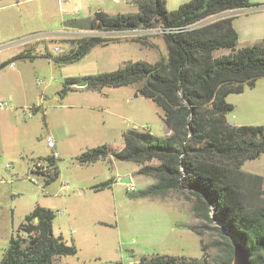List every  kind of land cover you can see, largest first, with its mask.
<instances>
[{
  "label": "rangeland",
  "instance_id": "1",
  "mask_svg": "<svg viewBox=\"0 0 264 264\" xmlns=\"http://www.w3.org/2000/svg\"><path fill=\"white\" fill-rule=\"evenodd\" d=\"M98 1L95 5L92 0H22L7 7L14 0H0V62L11 59L18 49L28 54L23 60L11 59L15 67L4 72L0 69V75L8 73L15 77V70L23 66L22 84L26 88L37 91L46 86L43 104L52 126L48 132H53L64 149L57 160V177L49 183L42 176L28 174L27 166L32 164L33 158L28 153L0 156L1 163L11 164L8 170L0 167V260L11 237L17 233L22 235L20 226L26 215L39 205L54 214L52 234L77 250L73 255L55 256L54 264H134L157 255L174 256L179 260L205 258L209 264H215L224 256V247L219 243L221 237L215 229H203L201 237L190 230L191 226L200 228L202 222L195 217L193 200L188 196L171 190L136 198L134 195L156 181L139 174L137 163L114 160L112 164L108 159L94 164L76 161V155L82 151L101 145L100 134L107 128L115 131L110 139L114 148L123 144V130L135 128L140 132L150 131L153 136L168 134L162 110L152 100L137 94L139 83L105 87L100 91L82 87L57 98L67 78L97 76L130 61L151 63L159 56L158 50L144 43L162 36L143 37L142 33L96 45L74 62L55 61V57L69 53L78 37L90 34L85 25H74L91 17L93 11L89 13L88 3L91 9L102 6L109 14L137 11L134 0ZM187 1L166 0V8L174 10ZM159 38L153 42L158 48L162 47V56L166 57ZM55 47L59 50L55 51ZM225 51L215 50L214 56ZM38 80L44 83L39 84ZM19 111L17 119L25 130L15 136V141L26 140L24 150L27 152L32 148L40 154L47 152L45 140L37 137L45 130L44 111L32 112L27 107ZM227 116L230 122L264 121V111L260 109L242 111L238 107ZM241 170L262 176L264 189V153L245 161ZM115 173L127 174L135 190L131 191L129 185L122 182L111 184L108 190L90 187ZM31 177L35 178V183L29 180ZM200 238L205 245L204 252Z\"/></svg>",
  "mask_w": 264,
  "mask_h": 264
},
{
  "label": "trees",
  "instance_id": "2",
  "mask_svg": "<svg viewBox=\"0 0 264 264\" xmlns=\"http://www.w3.org/2000/svg\"><path fill=\"white\" fill-rule=\"evenodd\" d=\"M137 11L108 14L94 11L86 21L87 31L143 32L128 29L181 27L214 18L203 25L183 32L164 33L167 56L150 63L130 61L120 68L88 78H67L60 90L63 97L76 90L75 84L86 80L88 88L100 91L105 87H121L139 83L137 94L152 100L161 110L169 134L153 136L150 131L135 128L123 133V146L107 144L84 150L76 155L80 164L111 158L139 165L138 173L154 178L136 198L177 191L193 200L195 217L200 228L190 230L201 237L203 229H215L221 237L224 256L215 264H232L231 238L251 252V264H264V189L263 177L241 170L247 160L264 153V125H233L227 114L233 105L226 100L240 93L244 86L253 87L264 78V39L236 48L238 34L229 11H247L254 4L249 0H189L174 10L166 8V0H134ZM223 17H217L221 16ZM87 22V23H86ZM120 38L82 35L69 53L55 57L57 62H74L91 48ZM218 49L229 50L214 57ZM19 58L28 57L21 52ZM156 161L155 164H150ZM58 170L46 178L56 179ZM114 182L110 177L92 186L100 190ZM53 212L37 205L26 215L20 233L12 236L0 264H54L55 256L73 255L74 246L52 234ZM218 225H215V224ZM201 250L205 245L200 238ZM118 264V263H115ZM138 264H209L205 258L177 259L157 255L143 258Z\"/></svg>",
  "mask_w": 264,
  "mask_h": 264
},
{
  "label": "crops",
  "instance_id": "3",
  "mask_svg": "<svg viewBox=\"0 0 264 264\" xmlns=\"http://www.w3.org/2000/svg\"><path fill=\"white\" fill-rule=\"evenodd\" d=\"M20 1L22 0H14V2L9 3L7 7H12L15 4L19 3ZM92 1H95V3H97L95 5L99 4L98 0H92ZM250 2L254 4L250 9H248L247 11H243V12L235 14L232 19V25L238 34V42H237L236 48L249 46L261 39H264V0H250ZM87 9L89 13L91 11L94 12V11L101 10L109 14V12H107L108 10L103 9L102 6H97V8L91 9V6L89 5V3L87 4ZM156 38H159V37L151 38L149 41H147V43H144V44H148L150 46V49H156L159 52V56H156L155 58L156 60H154L151 63H154L158 61L161 57H164L162 56V52H161L162 47L158 48V45L155 42H153V40ZM159 39L161 40L164 48L166 49L165 43L162 37H160ZM20 53L21 51L20 49H18L11 59L19 58L18 56L20 55ZM228 53H229V50H226L224 53L220 54L219 56L226 55ZM213 56H214V52H213ZM219 56H214V57H219ZM11 59L0 62L1 72H4L7 68L13 69L15 67L14 62H12ZM19 59L23 60L25 58H19ZM9 64H13V66L10 67ZM23 69H24L23 66L22 67L18 66V68L15 70V77L8 73H3L2 75H0L2 78L0 81L1 82L0 83V100H5L9 103L8 108L0 109V156H6L7 154L15 153V152L19 153L20 155H22V153H28L31 157H33L32 158V161H33L38 158L47 157L49 155V150L47 148L48 150L47 152L40 154V153L35 152V150L32 148L28 150L27 152V149L24 150V148L27 146L26 140L21 141L19 143L15 141V136L17 135L20 136L21 132L25 130L24 128H22L20 121H18L17 119L19 116V112H20L19 109L21 110V108L27 107V109L30 110L31 107H38L37 109L30 110V111L32 112H38L39 110L44 111L43 118H44L45 130H43L42 134L40 132L37 136L41 140L44 139L45 131L48 132V130H52V126L49 123L48 115H46V112H45L46 107L43 104V100L46 98V90H45L46 86H44L43 90H37V91L29 90L28 88H26L22 84V80L24 79ZM43 83H44V80H42V83H39V84H43ZM76 88H77L76 90L69 91L67 93L77 92L79 89L78 87ZM232 95H238L239 97H232ZM57 98L61 99L62 97L60 96V94H57ZM226 100L233 105L232 112L236 110L238 107L242 111L246 109H249V110L260 109L261 111H264V79H258L253 87L244 86L243 91L240 93L229 94L226 97ZM234 101H237L236 102L237 104ZM227 121L230 124H233L236 126L238 125H264V121L252 122V123L251 122H230L228 120V116H227ZM23 123L26 124L27 121H24ZM124 131L125 130L121 131L122 140H123ZM167 131L168 129L166 128V133ZM114 132L115 131L113 128L111 129L107 128L105 132L100 134V138H101L100 143L107 144L108 146L112 147L111 145L113 142H111L110 139L114 137ZM51 134L54 135L53 132H51ZM168 134H169V131H168ZM55 141H56V148L58 152L59 153L63 152L64 149L62 148V146L59 145V141L56 138H55ZM122 146L123 144L119 148H121ZM111 160H112L111 163L113 164L114 159L111 158ZM97 162H94V163H97ZM58 164H59L58 161H56L55 167L57 169H58ZM30 166L31 165L27 166V168H29ZM112 177L114 178V182L112 183V185H114L120 182L119 178L129 177V176L127 174L120 176L115 173L114 175H112ZM108 178H105V179H108ZM43 179L46 181V178L43 177ZM104 180H98L96 183L90 185V187ZM112 185H110L109 187L105 189L108 190Z\"/></svg>",
  "mask_w": 264,
  "mask_h": 264
},
{
  "label": "built area",
  "instance_id": "4",
  "mask_svg": "<svg viewBox=\"0 0 264 264\" xmlns=\"http://www.w3.org/2000/svg\"><path fill=\"white\" fill-rule=\"evenodd\" d=\"M243 11H229L223 14H231V16H234L237 13H240ZM223 14L221 16H217V17H223ZM214 18H208L202 21H198L196 23H192L191 25H185V26H181V27H175V28H170V27H152V28H138V29H128V30H124V31H132V30H142L143 31V37H145L146 35H151V34H160L163 35L164 33H173V32H183V31H188L191 30L193 28H196L200 25L205 24L206 22H209L210 20H213ZM106 36V37H115V38H122V31H112V32H108V33H100V32H95V31H91L90 34L88 35H102ZM59 48L55 47V51H58ZM9 66H13V64H9ZM39 83H42V80H38ZM9 103L5 100H0V109H5L8 108ZM38 107H31L30 110H34L37 109ZM45 139V143L46 146L49 150V155L45 158H38L32 161L31 166L28 169V174H35V175H39L42 176L44 178H48L52 172L55 169V162L57 160H59L60 158V153L58 152L57 148H56V141L54 136L50 133L47 132L44 136ZM0 167H3L5 169H10L11 168V164L10 163H1L0 162ZM30 181L32 182H36L35 178L31 177L29 178ZM129 189L131 191H134V185L129 184Z\"/></svg>",
  "mask_w": 264,
  "mask_h": 264
},
{
  "label": "water",
  "instance_id": "5",
  "mask_svg": "<svg viewBox=\"0 0 264 264\" xmlns=\"http://www.w3.org/2000/svg\"><path fill=\"white\" fill-rule=\"evenodd\" d=\"M87 85V81L86 80H82L80 82H78L77 84H75L76 87L78 88H82L85 87ZM130 178L129 177H121L120 178V182L122 183H130ZM231 242H232V248H233V261L232 264H251L250 262V258H251V252L246 249L240 242H238L237 240L231 238ZM134 264H138L134 263Z\"/></svg>",
  "mask_w": 264,
  "mask_h": 264
},
{
  "label": "bare ground",
  "instance_id": "6",
  "mask_svg": "<svg viewBox=\"0 0 264 264\" xmlns=\"http://www.w3.org/2000/svg\"><path fill=\"white\" fill-rule=\"evenodd\" d=\"M191 25V24H189ZM143 32H125V33H122V36L123 37H128V36H133V35H137V34H142Z\"/></svg>",
  "mask_w": 264,
  "mask_h": 264
}]
</instances>
